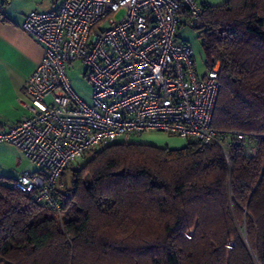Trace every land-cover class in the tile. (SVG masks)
I'll list each match as a JSON object with an SVG mask.
<instances>
[{"label": "trees", "instance_id": "16d2710c", "mask_svg": "<svg viewBox=\"0 0 264 264\" xmlns=\"http://www.w3.org/2000/svg\"><path fill=\"white\" fill-rule=\"evenodd\" d=\"M200 6L204 64L219 62L211 125L254 136L256 154L117 141L68 185L62 172L59 214L0 177V264H264V0Z\"/></svg>", "mask_w": 264, "mask_h": 264}, {"label": "built area", "instance_id": "2783aa9c", "mask_svg": "<svg viewBox=\"0 0 264 264\" xmlns=\"http://www.w3.org/2000/svg\"><path fill=\"white\" fill-rule=\"evenodd\" d=\"M200 14L196 0H60L55 8L28 11L22 27L42 44L43 55L24 90L30 114L0 129V143L14 146L36 169L20 173L14 186L59 214L56 191L66 168L108 144L149 133L217 145L227 161L237 144L254 156V136L211 125L219 62L199 71L191 43L179 35ZM75 59L90 84L82 94L67 74Z\"/></svg>", "mask_w": 264, "mask_h": 264}, {"label": "crops", "instance_id": "0c3cea01", "mask_svg": "<svg viewBox=\"0 0 264 264\" xmlns=\"http://www.w3.org/2000/svg\"><path fill=\"white\" fill-rule=\"evenodd\" d=\"M196 1L200 4L220 5L227 0ZM59 2L60 0H6L0 16V129L11 126L30 114L29 102L24 90L43 55L42 44L22 27L25 14L35 9L55 8ZM185 25L180 28L179 35L191 43L192 37L197 35L192 26L190 28ZM198 42L200 45L199 39ZM200 49L203 55L201 45ZM202 59L204 64V56ZM197 68L201 71L204 67L199 69L197 66ZM150 134L136 136L133 140L147 143L146 140L150 137L147 135ZM169 137L174 138V136ZM185 142L183 140L180 146H166L178 148ZM35 169V165L27 161L14 146L0 143V177L15 179L20 173Z\"/></svg>", "mask_w": 264, "mask_h": 264}, {"label": "rangeland", "instance_id": "374dc122", "mask_svg": "<svg viewBox=\"0 0 264 264\" xmlns=\"http://www.w3.org/2000/svg\"><path fill=\"white\" fill-rule=\"evenodd\" d=\"M121 13L117 14V17H120ZM185 26H189V24H186ZM191 28V27H190ZM200 40V39H199ZM191 45L193 47V50L195 51V58H196V65L200 68L204 67L203 64V55L201 53L200 45L198 42L197 37H192ZM198 56V58H197ZM67 74L69 78L71 79L73 83L74 89L80 93L81 91L87 92L90 89V84L86 78V73H85V65L83 64L82 60L80 59H75L73 63H68L67 64ZM150 134V133H149ZM161 135V136H160ZM146 141L148 144H154V145H169V146H180L181 143L183 142L182 139H178V137L170 138L164 133H153ZM139 137V136H138ZM84 160L78 159L76 162L71 164L65 171V183L68 185V181L70 179V173L72 168H76L77 166L82 165Z\"/></svg>", "mask_w": 264, "mask_h": 264}]
</instances>
